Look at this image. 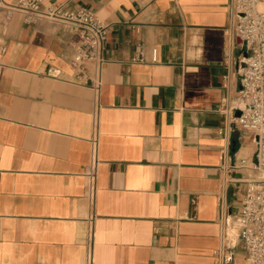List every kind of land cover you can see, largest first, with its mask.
<instances>
[{
	"label": "crops",
	"instance_id": "crops-1",
	"mask_svg": "<svg viewBox=\"0 0 264 264\" xmlns=\"http://www.w3.org/2000/svg\"><path fill=\"white\" fill-rule=\"evenodd\" d=\"M229 2L46 0L108 24L98 86L72 81L64 23L0 12V264H250Z\"/></svg>",
	"mask_w": 264,
	"mask_h": 264
},
{
	"label": "built area",
	"instance_id": "built-area-1",
	"mask_svg": "<svg viewBox=\"0 0 264 264\" xmlns=\"http://www.w3.org/2000/svg\"><path fill=\"white\" fill-rule=\"evenodd\" d=\"M264 0H230V42L240 40L238 57L240 72V105L230 107L227 114L234 115V125L250 133L256 144L253 167L259 176L247 180L246 191L237 216L238 237L250 264H264ZM0 12L5 21L18 14L26 22L40 19L64 23L73 35L70 65L74 71L72 81L80 84L101 83L103 50L107 41L108 24L86 7L67 9L47 4L46 0H0ZM156 59V50H154ZM134 59L139 60L140 57ZM239 110L234 114L235 109ZM223 169L236 167L228 162L223 151ZM239 159L237 166L246 165ZM226 180V177L224 178ZM215 264H226L225 248L217 253Z\"/></svg>",
	"mask_w": 264,
	"mask_h": 264
},
{
	"label": "bare ground",
	"instance_id": "bare-ground-1",
	"mask_svg": "<svg viewBox=\"0 0 264 264\" xmlns=\"http://www.w3.org/2000/svg\"><path fill=\"white\" fill-rule=\"evenodd\" d=\"M261 8H264V6L262 5Z\"/></svg>",
	"mask_w": 264,
	"mask_h": 264
},
{
	"label": "water",
	"instance_id": "water-1",
	"mask_svg": "<svg viewBox=\"0 0 264 264\" xmlns=\"http://www.w3.org/2000/svg\"><path fill=\"white\" fill-rule=\"evenodd\" d=\"M239 42H240V40H239Z\"/></svg>",
	"mask_w": 264,
	"mask_h": 264
}]
</instances>
